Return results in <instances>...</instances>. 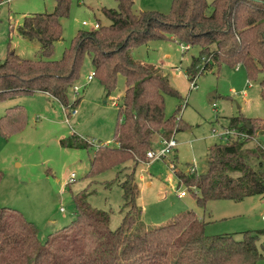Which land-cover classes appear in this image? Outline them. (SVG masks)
<instances>
[{
	"label": "trees",
	"instance_id": "trees-1",
	"mask_svg": "<svg viewBox=\"0 0 264 264\" xmlns=\"http://www.w3.org/2000/svg\"><path fill=\"white\" fill-rule=\"evenodd\" d=\"M116 3V8H102L108 25L78 30L58 60L51 55L62 36L60 20L68 15L70 0H55L52 12L24 16L16 29L22 38L39 43L38 58L23 59L11 51L0 60V101L40 91L72 113L76 100L70 101L69 93L85 57L106 93L122 74L125 88L114 129L115 146L98 144L92 158L94 173L125 169L132 163L120 182V220L112 227L111 215L90 206L85 194H79L74 197L75 220L41 242L35 225L15 209L0 207V264H256L264 256L257 246L264 230L244 231L240 240L232 235L207 236L204 222L191 210L151 227L142 222L135 169L147 161L156 137L168 139L183 125L179 115H164V94L179 96L168 76L158 66L136 61L130 51L151 39L196 48L185 69L190 83L204 70L218 73L222 66L242 67L247 80L258 82L264 108V0H171L168 13H135L133 0ZM24 115L22 107L7 108L0 116V134L19 130ZM240 121L243 124L237 125ZM228 127L243 137L211 145L204 171L176 172L179 182L198 190L197 204L264 196V147L256 141L264 135V114L231 117ZM60 145L86 148L91 143L72 134Z\"/></svg>",
	"mask_w": 264,
	"mask_h": 264
},
{
	"label": "rangeland",
	"instance_id": "rangeland-1",
	"mask_svg": "<svg viewBox=\"0 0 264 264\" xmlns=\"http://www.w3.org/2000/svg\"><path fill=\"white\" fill-rule=\"evenodd\" d=\"M54 7L55 0H3L0 3V60L11 51L23 59L36 60L39 43L22 38L16 28L24 16L49 13ZM116 7V0H70L68 15L60 20L62 36L54 43L51 59L61 58L78 30L91 29L95 22L108 25L110 21L102 8ZM132 9L135 13L147 10L168 13L171 0H133ZM130 53L136 61L158 66L168 76L170 86L179 96L164 94V115L165 118L179 115L183 125L174 133L176 145L169 153L140 162L135 169L136 204L141 209L142 222L151 227L191 210L204 222L207 236L232 235L240 240L244 231L264 230V196H248L238 202L210 200L203 206L196 202L198 190L179 182L176 174L187 173L189 167L198 173L205 170L209 147L225 143L231 117L263 116L258 82L247 80L242 67L222 66L218 73L204 70L198 74L193 86L185 69L197 49L183 50L174 40L151 39L133 47ZM93 70L89 58L85 57L76 90L69 93V100H76L73 114L70 109L65 111L57 99L42 92L0 101V116L13 106L25 111L19 130L0 134V207L15 209L35 225L41 242L49 233L75 220L74 197L79 194H85L90 206L108 212L112 227L120 220V182L130 172L132 163L125 169L111 167L94 173L92 158L96 144L115 146L113 135L125 79L118 74L115 86L106 93L98 76L87 79ZM241 124L240 121L237 125ZM72 134L91 145L61 146L60 140ZM256 141L264 147V135L257 136ZM163 146L160 137H156L152 150L158 153ZM71 174L74 181L68 183ZM257 246L264 254V234L259 236ZM256 264H264V256Z\"/></svg>",
	"mask_w": 264,
	"mask_h": 264
},
{
	"label": "built area",
	"instance_id": "built-area-1",
	"mask_svg": "<svg viewBox=\"0 0 264 264\" xmlns=\"http://www.w3.org/2000/svg\"><path fill=\"white\" fill-rule=\"evenodd\" d=\"M83 25L86 24L85 21L82 22ZM99 26V23L98 22H95L94 25H93V28H97ZM182 45V48L183 50H187L190 46L189 45H184V44H181ZM239 66H237L236 68H238ZM95 76V73L92 71L90 74H88L87 76V79L88 80H91L93 77ZM191 84L194 86L195 83L194 81L191 82ZM76 90V89H74ZM75 111L72 112V114L74 113ZM243 137V134L240 133L239 131L235 130V129H227L226 130V133H225V142H227L229 140L230 137ZM162 142H163V147L159 150L158 153H156L155 151H153L152 149L148 150L147 153H146V158L147 159H152V158H155V157H164L167 153L170 152V150L172 148H174V146L176 145V141L174 140L173 138V135L170 136V138L168 139H162ZM93 144V142H92ZM98 147V145L96 144V148ZM195 169L193 167H189V170L187 173H192L194 172ZM74 181V174H71L70 177H69V182L68 183H71Z\"/></svg>",
	"mask_w": 264,
	"mask_h": 264
},
{
	"label": "crops",
	"instance_id": "crops-1",
	"mask_svg": "<svg viewBox=\"0 0 264 264\" xmlns=\"http://www.w3.org/2000/svg\"><path fill=\"white\" fill-rule=\"evenodd\" d=\"M36 92H40V91H36ZM42 93H44V94H47L48 95V93H46V92H42ZM262 197V196H261Z\"/></svg>",
	"mask_w": 264,
	"mask_h": 264
},
{
	"label": "water",
	"instance_id": "water-1",
	"mask_svg": "<svg viewBox=\"0 0 264 264\" xmlns=\"http://www.w3.org/2000/svg\"><path fill=\"white\" fill-rule=\"evenodd\" d=\"M249 127H250V125H249Z\"/></svg>",
	"mask_w": 264,
	"mask_h": 264
}]
</instances>
